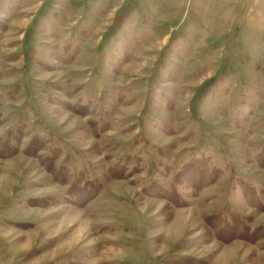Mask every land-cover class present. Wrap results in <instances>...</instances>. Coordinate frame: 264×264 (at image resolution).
I'll return each instance as SVG.
<instances>
[{"label":"rangeland","instance_id":"374dc122","mask_svg":"<svg viewBox=\"0 0 264 264\" xmlns=\"http://www.w3.org/2000/svg\"><path fill=\"white\" fill-rule=\"evenodd\" d=\"M0 264H264V0H0Z\"/></svg>","mask_w":264,"mask_h":264}]
</instances>
